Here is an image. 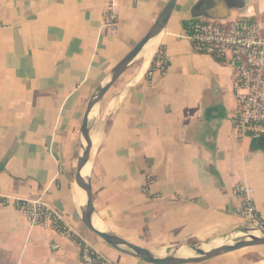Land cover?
Returning <instances> with one entry per match:
<instances>
[{"label": "crops", "instance_id": "0c3cea01", "mask_svg": "<svg viewBox=\"0 0 264 264\" xmlns=\"http://www.w3.org/2000/svg\"><path fill=\"white\" fill-rule=\"evenodd\" d=\"M167 1L0 0V264H85L76 242L31 224L15 198L42 199L116 264H150L85 226L74 176L95 88ZM112 3L115 28L106 23ZM240 16L264 28V0H178L154 66L137 79L141 59L106 94L92 130L100 127L92 184L105 229L149 248L223 238L248 225L239 182L254 189L264 218V136L239 135L233 70L186 34L189 19ZM189 264H264V246Z\"/></svg>", "mask_w": 264, "mask_h": 264}, {"label": "built area", "instance_id": "2783aa9c", "mask_svg": "<svg viewBox=\"0 0 264 264\" xmlns=\"http://www.w3.org/2000/svg\"><path fill=\"white\" fill-rule=\"evenodd\" d=\"M117 21V8L112 3L108 8L106 23L115 28ZM186 34L196 52L215 56L233 70L234 95L238 105L234 125L239 135L264 136V28L260 22L249 16H240L230 21L189 19ZM157 56L158 69L166 72L163 53L159 52ZM149 180L152 182V176H149ZM234 192L241 198V218L248 225L264 229V218L255 203L254 189L239 182ZM10 199L9 196L4 197L2 203L9 204ZM14 203L31 224L51 227L61 236L76 242L83 263L116 264L74 231L42 199L15 198Z\"/></svg>", "mask_w": 264, "mask_h": 264}, {"label": "water", "instance_id": "95a60500", "mask_svg": "<svg viewBox=\"0 0 264 264\" xmlns=\"http://www.w3.org/2000/svg\"><path fill=\"white\" fill-rule=\"evenodd\" d=\"M177 1L168 0L166 2L146 35L95 88L87 104L79 130L80 152L74 176V184L80 194L81 218L85 226L117 251L150 264L200 263L246 247L264 246V229L255 225H246L233 230L219 239L197 243H177L164 248L144 247L105 229L96 211L92 173L94 157L99 146L100 132L98 131L100 127H98L94 134L92 130L100 115L102 102L108 91L117 83L121 76L142 59V53L147 45L157 40V47L153 56L145 67L141 66L137 79L142 77L152 66L156 54L161 47V40L167 30L168 22L176 8ZM136 81L134 80L127 88L132 87ZM88 166H90L89 174L84 175L83 171Z\"/></svg>", "mask_w": 264, "mask_h": 264}, {"label": "bare ground", "instance_id": "6f19581e", "mask_svg": "<svg viewBox=\"0 0 264 264\" xmlns=\"http://www.w3.org/2000/svg\"><path fill=\"white\" fill-rule=\"evenodd\" d=\"M156 47H157V40H154L151 43H149L147 47L145 48V50L143 51L141 58L144 59V63H143L144 67L149 63L151 57L153 56L156 50ZM89 170H90V166L86 167L83 171V174L88 175Z\"/></svg>", "mask_w": 264, "mask_h": 264}, {"label": "rangeland", "instance_id": "374dc122", "mask_svg": "<svg viewBox=\"0 0 264 264\" xmlns=\"http://www.w3.org/2000/svg\"><path fill=\"white\" fill-rule=\"evenodd\" d=\"M142 60H144V59L142 58ZM181 243H197V242H181Z\"/></svg>", "mask_w": 264, "mask_h": 264}, {"label": "trees", "instance_id": "16d2710c", "mask_svg": "<svg viewBox=\"0 0 264 264\" xmlns=\"http://www.w3.org/2000/svg\"><path fill=\"white\" fill-rule=\"evenodd\" d=\"M155 59H156V58H155ZM155 59H154V61H155ZM154 61H153L152 67L154 66Z\"/></svg>", "mask_w": 264, "mask_h": 264}]
</instances>
